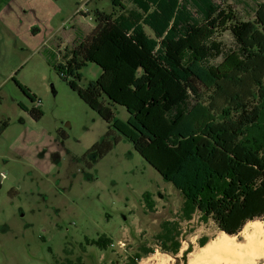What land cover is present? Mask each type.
Returning a JSON list of instances; mask_svg holds the SVG:
<instances>
[{"label":"trees","instance_id":"trees-1","mask_svg":"<svg viewBox=\"0 0 264 264\" xmlns=\"http://www.w3.org/2000/svg\"><path fill=\"white\" fill-rule=\"evenodd\" d=\"M112 11L95 9V27L48 64L110 130L90 151L98 157L118 138L116 131L182 197L179 217L198 213L218 230L237 235L251 220H264V0L251 19H239L230 4L214 0H111ZM150 31V34L147 32ZM229 32L232 44L220 36ZM87 62L102 72L79 86ZM43 116L37 96L14 79ZM107 100L123 106L118 119ZM36 103V104H35ZM7 122L0 125V133ZM152 210L150 192L142 194ZM177 222L165 220L156 238L165 252L177 254ZM200 238V247L207 244ZM168 243H170L168 245ZM105 234L85 245L108 249ZM82 250L85 246H81ZM68 255L67 249H64ZM152 252L142 245L126 264ZM60 264H78L65 257Z\"/></svg>","mask_w":264,"mask_h":264},{"label":"rangeland","instance_id":"rangeland-1","mask_svg":"<svg viewBox=\"0 0 264 264\" xmlns=\"http://www.w3.org/2000/svg\"><path fill=\"white\" fill-rule=\"evenodd\" d=\"M214 1L230 4L247 20L262 0ZM95 9L110 13L111 0H0V125L7 122L0 133V264H60L66 256L74 262L80 257L78 264H126L142 245L152 252L136 264H264V236L245 226L234 240L243 245L251 240L254 248L227 245L195 260L200 238L208 243L222 235L215 223L201 221L198 213L181 219L178 190L118 132L102 157L89 150L113 128L47 59L63 62V54L95 27ZM220 39L232 44L229 32ZM101 72L87 62L76 82L84 87ZM14 79L37 95L44 113L39 120L21 107L32 103ZM106 103L126 120L123 106ZM144 192L152 194V210L144 205ZM165 220L178 224L177 254L163 251L156 238ZM256 221L264 228V220ZM103 234L112 239L108 249L85 245V238Z\"/></svg>","mask_w":264,"mask_h":264},{"label":"bare ground","instance_id":"bare-ground-1","mask_svg":"<svg viewBox=\"0 0 264 264\" xmlns=\"http://www.w3.org/2000/svg\"><path fill=\"white\" fill-rule=\"evenodd\" d=\"M259 222V221H258ZM256 220H251V221H248L244 226H245V228L246 229H252L253 231V233L254 234H257L258 236L259 235H263L264 236V228H262V225L260 224V223H258ZM247 232V231H246ZM248 234V233H247ZM249 236V235H248ZM262 236V237H263ZM253 237V236H252ZM234 238H235V236H230V235H228V234H226V233H224V232H222V235H220L219 237H217V238H214V239H212L211 241H209L206 245H204V246H202V247H200V249H199V253H198V255L196 256V258H195V260H200L201 258H209V257H211V255H213L215 252H217V251H220V250H222V249H225L226 247H227V245H235L236 246V240H234ZM254 238V237H253ZM262 239H264V238H262ZM255 241H256V239H255ZM254 243L251 241V240H249V243L247 244V245H243V244H237V246L241 249V250H246V249H249V248H254V246L255 245H253ZM264 245V241H263V243H261V245ZM256 246H259L258 245V243H257V245ZM229 247V246H228ZM228 247H227V249H228ZM232 248V247H231ZM256 248V247H255ZM233 249V248H232ZM235 249V248H234ZM233 249V250H234ZM232 250V251H233ZM240 250V251H241ZM259 250H260V246H259ZM258 250V251H259ZM226 251V250H225ZM231 251V252H232ZM260 252V251H259ZM259 252H257V254H256V256L259 254ZM252 253H254V252H252ZM262 252H260V254H261ZM243 254V253H242ZM249 254V253H248ZM251 254V253H250ZM251 255H253V254H251ZM259 256V255H258ZM238 257H240V256H238ZM254 257V256H253ZM252 257V258H253ZM233 258V257H232ZM231 258V259H232ZM229 259H230V257H229ZM237 259V258H236ZM242 258L240 257V260H241ZM238 260V259H237ZM246 260L244 259V262H245ZM237 262V261H236ZM239 262V261H238ZM243 262V261H242ZM243 262V263H244ZM234 263V262H233ZM229 264V263H228ZM231 264V263H230ZM234 264H236V263H234Z\"/></svg>","mask_w":264,"mask_h":264},{"label":"crops","instance_id":"crops-1","mask_svg":"<svg viewBox=\"0 0 264 264\" xmlns=\"http://www.w3.org/2000/svg\"><path fill=\"white\" fill-rule=\"evenodd\" d=\"M35 94V93H34ZM36 95V94H35ZM37 96V95H36ZM37 100H38V97H37Z\"/></svg>","mask_w":264,"mask_h":264},{"label":"built area","instance_id":"built-area-1","mask_svg":"<svg viewBox=\"0 0 264 264\" xmlns=\"http://www.w3.org/2000/svg\"><path fill=\"white\" fill-rule=\"evenodd\" d=\"M37 104H39V102Z\"/></svg>","mask_w":264,"mask_h":264}]
</instances>
